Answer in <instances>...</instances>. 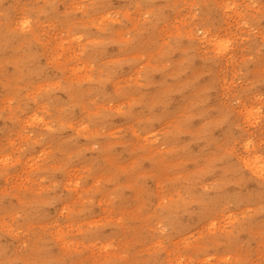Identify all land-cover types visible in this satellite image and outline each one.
<instances>
[{
	"label": "rangeland",
	"instance_id": "obj_1",
	"mask_svg": "<svg viewBox=\"0 0 264 264\" xmlns=\"http://www.w3.org/2000/svg\"><path fill=\"white\" fill-rule=\"evenodd\" d=\"M0 264H264V0H0Z\"/></svg>",
	"mask_w": 264,
	"mask_h": 264
},
{
	"label": "bare ground",
	"instance_id": "obj_2",
	"mask_svg": "<svg viewBox=\"0 0 264 264\" xmlns=\"http://www.w3.org/2000/svg\"><path fill=\"white\" fill-rule=\"evenodd\" d=\"M230 119V116L228 115V114H226V115H224V117H223V120L224 121H227V120H229ZM221 161L219 160V161H216V163L215 164H217V163H220ZM159 164V163H158ZM161 164H163V162H161ZM214 164V165H215ZM255 169V168H254ZM191 183V182H190ZM218 195H220V194H218ZM259 195H261V194H259Z\"/></svg>",
	"mask_w": 264,
	"mask_h": 264
}]
</instances>
